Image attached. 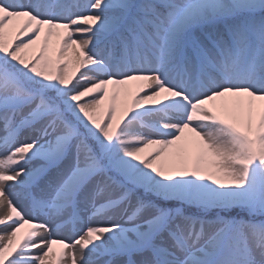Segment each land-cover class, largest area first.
Segmentation results:
<instances>
[{
  "label": "snow or ice",
  "instance_id": "1",
  "mask_svg": "<svg viewBox=\"0 0 264 264\" xmlns=\"http://www.w3.org/2000/svg\"><path fill=\"white\" fill-rule=\"evenodd\" d=\"M0 264H264V0H0Z\"/></svg>",
  "mask_w": 264,
  "mask_h": 264
}]
</instances>
